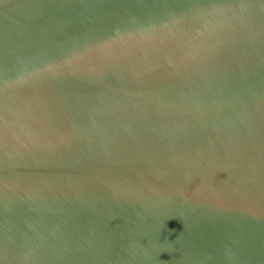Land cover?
Returning <instances> with one entry per match:
<instances>
[{
    "label": "water",
    "instance_id": "obj_1",
    "mask_svg": "<svg viewBox=\"0 0 264 264\" xmlns=\"http://www.w3.org/2000/svg\"><path fill=\"white\" fill-rule=\"evenodd\" d=\"M0 264H264V0H0Z\"/></svg>",
    "mask_w": 264,
    "mask_h": 264
}]
</instances>
